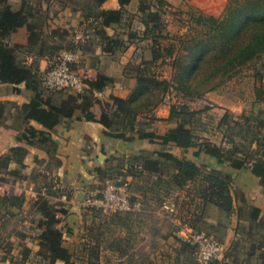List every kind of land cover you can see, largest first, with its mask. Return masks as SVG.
Wrapping results in <instances>:
<instances>
[{"label":"trees","instance_id":"1","mask_svg":"<svg viewBox=\"0 0 264 264\" xmlns=\"http://www.w3.org/2000/svg\"><path fill=\"white\" fill-rule=\"evenodd\" d=\"M44 1L51 0H23L22 11L19 12H12L9 4L0 3V80L13 84L25 82L34 91L31 101L21 106L0 102V126L8 116L9 107L18 109L23 125L18 139L28 145L43 148L51 157L50 163L59 164L55 156L57 143L51 133L36 129L25 117L33 114V118L49 130L66 119L97 120L92 111V107L100 101L96 92L112 84L114 78L99 74L95 80H88L89 88L84 93L76 94L49 88L45 84L44 75L40 77L33 68L18 63L16 54L11 53L9 39L24 25L44 23L40 18V5ZM67 1L76 7L74 9L80 7L83 10L94 34L100 37L105 52L124 51L135 41H148L151 51L149 58L142 56L139 62H130L126 66L125 74L136 78L135 87L127 98L113 96L116 109L104 110L98 121L106 127V133L110 136L130 141L138 135L150 143L160 144L161 148L141 150L127 158H116L119 167L126 164L125 175H111L110 169L104 170L100 175L102 181L93 187L101 188L107 178L129 183L132 201H141L143 209L140 212L114 213L129 214L139 219L132 226L133 235H138L141 228L145 227L141 217L148 214L146 206L149 199L158 197L161 206L166 198H174V192L187 190L189 199L185 202L186 210L180 215L195 230L213 235L222 242L227 220L235 209L233 176L220 168L198 164L186 155L178 156L171 149L178 147L187 152L194 148L195 156L205 153L218 165L229 163L237 169L250 167L264 186V0H229L220 17L196 9L197 13L192 14L190 21L191 25L200 27V30L196 34L182 35L178 42L174 41L167 46L162 41L170 37V32H165L163 21V9L170 5L168 0H139L136 13L127 8L133 0H119V9H102L106 0ZM112 24H118L122 33L109 35L106 27ZM123 34L127 35V39L121 36ZM60 35L63 36V33ZM38 45L53 56L48 69L61 51L77 52L84 47L83 43L48 45L44 38ZM175 52L177 54L173 56ZM168 56L173 57L171 62H168ZM164 64L171 65L174 70L171 80L161 78L155 70ZM245 69L253 70L252 76L257 83L252 107L246 115L231 113L220 118L217 130L222 134V139L219 143L196 132L200 114L207 108L192 110L186 103L173 104L169 118L160 119L154 114V110L164 102L171 90L190 100L201 99ZM78 111L80 115L76 116ZM158 121H166L170 127L159 132L156 126ZM28 153L25 147L15 146L2 156L0 181H7V175L14 179H26L23 170ZM36 158L37 162H41L40 158ZM12 162L17 163L18 167L9 168ZM128 175L133 178L132 181L126 179ZM29 177L37 183L39 189L46 190L45 195H38L32 204V216L29 215V221L40 229L37 236L40 248L36 253L39 260L34 264H55L57 261L76 264L78 249L72 252L64 244V234L71 233L70 228L60 226L59 214L67 213L66 204L48 198L49 195L61 197L63 194L69 197V193L60 188L56 179L47 173L36 171ZM40 178L45 180L44 185H39ZM1 200L2 204L4 202L9 206H20L24 202V198L19 196H6ZM213 208L218 210L215 215L211 212ZM248 209L252 219L260 215L259 208L249 206ZM92 212L104 213L96 209ZM239 212L240 217L243 216L242 208ZM150 213L149 216L152 215ZM213 216L217 218L216 223L209 221ZM262 223L264 226L263 219ZM126 241L131 247V240L127 238ZM176 241L179 242V247L175 248L177 255L188 258L185 264H199L196 247ZM100 246L88 244V257L84 260L86 264H99ZM113 250L121 254L128 253L121 244ZM25 251L29 253V250ZM176 261L183 264L180 257Z\"/></svg>","mask_w":264,"mask_h":264},{"label":"crops","instance_id":"2","mask_svg":"<svg viewBox=\"0 0 264 264\" xmlns=\"http://www.w3.org/2000/svg\"><path fill=\"white\" fill-rule=\"evenodd\" d=\"M138 1L133 0L127 7L130 12H137ZM0 3L9 4L12 12L22 11L23 0H0ZM74 8L76 7L67 0L44 1L40 5V18L44 22L43 25L34 23L24 25L18 28L9 39L11 53L16 54L18 63L33 68L35 74L40 77H43L53 57L44 47L38 45L44 38L48 45L61 43L63 46H68L83 43L84 47L77 51L78 61L74 68L88 80H95L99 74L114 78L112 84L96 92L100 101L92 107V111L97 120L66 119L53 130H49L36 121L33 114L25 117V120H28L36 129L47 130L51 133L57 143L55 156L59 159V164L50 163L51 157L43 148L28 145L18 139L23 128L22 121L19 118L18 109L9 107L8 116L0 126V159L15 146H23L29 151L25 158L26 167L23 170L27 178L14 179L7 175V181H0V217L2 216L0 218V256L5 259L10 258L17 264H34L39 260L36 253L40 248L37 239L40 229L29 221V215L32 213V204L38 199V195H45L46 190L39 189L37 183L29 177L30 175L36 171L47 173L56 179L60 188L69 193V197L63 194L61 197L49 195L48 198L53 202L61 201L66 204L67 213L59 214L60 226L70 228L71 233L65 232L64 239L71 240L70 235L78 231L85 214L81 211V200L79 199L83 187L88 184L98 185L102 181L100 175L104 170L110 169L111 175L122 174L123 177L127 172V166L125 164L119 167L116 158H127L141 150L152 151L161 148L160 144L150 143L138 135L130 141L110 136L106 133V127L98 121L104 110L114 111L116 109L113 96L127 98L130 95L136 85V78L126 75L125 69L130 62H139L142 54H138L140 47L137 42L139 41L129 44L124 51L105 52L100 37L94 34L83 10L80 7ZM101 8L119 9L121 5L119 0H106ZM55 31L58 33H54ZM106 31L111 36L122 33L118 24L106 27ZM61 33L63 36L60 35ZM40 34H42L41 39ZM121 36L127 39L126 34ZM33 96L34 91L29 89L25 82L13 84L0 80V102H12L21 106L29 103ZM79 115L78 111L76 116ZM155 115L160 119L169 118L168 115H164L163 118L159 114L155 113ZM156 126L159 132H164L170 124L166 121H158ZM195 150L190 148L184 152L178 147L171 149L178 156L186 155L198 164L220 168L233 176L232 194L235 209L227 220L222 236L224 258L220 262L222 264H264V226L262 223V219L264 220V186L260 177L256 176L250 167L237 169L229 163L218 165L212 157L205 153L195 156ZM189 153H193L196 158L191 157ZM36 157L40 158L41 162H37ZM16 167H18L17 163L9 164V168ZM126 179L133 180L129 175ZM39 190L42 192L40 193ZM34 193H37V196H34ZM174 193L179 207L180 202L186 204L185 202L189 199L187 190ZM64 195L67 197L66 200L63 199ZM6 196L23 197L24 202L20 206H9L4 202L2 204L1 199ZM249 206L260 209V215L257 218H251ZM241 208L243 216L240 217ZM217 211L215 208L211 209L214 215ZM209 221L216 223V216L209 218ZM140 234L134 235L130 243L132 247L130 254L114 251L113 258L102 256V263L179 264L176 261L178 257L181 258L183 264L187 262L188 258L178 256L175 248L165 250L168 254L166 252L157 254L158 249L156 248H162L172 241L175 242L169 231L159 235V238L155 232L141 237ZM161 236H164L166 240L161 242L164 240ZM64 244L73 252L74 245L70 247L66 241ZM151 245L156 248L152 247L151 250ZM146 246L149 249L148 253L142 256L139 254L140 250ZM25 250H29V253H25ZM55 264L65 263L57 261Z\"/></svg>","mask_w":264,"mask_h":264},{"label":"rangeland","instance_id":"3","mask_svg":"<svg viewBox=\"0 0 264 264\" xmlns=\"http://www.w3.org/2000/svg\"><path fill=\"white\" fill-rule=\"evenodd\" d=\"M170 2V5L163 9L165 12L163 15V21L166 25L165 32H170V37L162 41L165 46L170 45V43L174 41L178 42L182 35L196 34V32L200 30V27L191 25L190 21L192 14L197 13L196 9L206 14L220 17L225 11L229 0H170ZM175 37H177L176 40H174ZM137 43L140 47L138 54H142L143 57L149 58L151 56V51L148 48V41H139ZM176 54L175 52L173 56H176ZM172 58L173 57L168 56V62H171ZM262 62H264V59ZM155 70L160 73L161 78H167L169 80L173 78L174 70L169 64H164L157 69L155 68ZM252 74L253 70L245 69L237 76L227 80L219 89L208 92L201 99L190 100L178 94L176 91L171 90L166 95L164 102L154 110V114H159L162 116L161 118H163L164 115H168L169 117L173 104L186 103L192 110L207 108L200 114L201 117L196 125V132L201 136H207L211 140L219 143L222 139V134L217 130L220 118L224 114L229 115L231 113L235 115H246L252 107L254 88L257 84ZM189 155L196 158L193 153H189ZM39 182V185L45 184V180L42 178L39 179ZM175 199L174 197V200ZM146 207L148 209V214L141 217V222L144 223L145 227L141 228L140 237L145 236L147 233L155 232L157 238H159V235L165 234L168 231L171 232V222L167 216L161 212L158 197L149 199ZM178 208L179 211L185 212L186 204L180 202V207ZM81 211L85 213L82 207ZM149 212H151L150 214L152 215L149 216ZM34 217L37 218L38 215H34ZM137 220L139 219L123 213H85L78 231L70 235L72 241L65 239L70 247L73 245L75 246L74 251L78 249L76 264H86L84 260L88 257V244H93V246L101 245L99 248V264H103L102 256H107L109 259L113 258L115 255L113 248L119 244H121L123 249H127L130 254L132 247L127 245L128 240L126 241V239L128 238L131 241L134 239L132 226ZM150 225L152 226L150 227ZM171 238L175 240L176 243L170 241L171 243L162 246V248H156L151 245V250L152 247H154L158 249L157 254H165V252L168 254L165 250L169 251L170 249L176 248V245L179 244L172 235ZM162 239L164 240H161V242L166 240L164 236ZM147 250H149L147 246L141 248L139 254L146 256L148 253Z\"/></svg>","mask_w":264,"mask_h":264},{"label":"built area","instance_id":"4","mask_svg":"<svg viewBox=\"0 0 264 264\" xmlns=\"http://www.w3.org/2000/svg\"><path fill=\"white\" fill-rule=\"evenodd\" d=\"M78 61V53L63 50L55 63L44 73L45 84L51 89L68 90L76 94L84 93L88 88V79L82 76L74 65ZM83 199L81 207L84 212L94 209L104 213L140 212L141 201H132L129 183L107 178L101 188L85 185L81 191ZM37 196V193H34ZM63 199L67 197L64 195ZM160 210L171 222V235L174 239L189 243L196 247V258L199 264H209L224 258V246L213 235L195 230L179 212L178 204L172 197L166 198ZM0 264H17L10 258H0Z\"/></svg>","mask_w":264,"mask_h":264},{"label":"water","instance_id":"5","mask_svg":"<svg viewBox=\"0 0 264 264\" xmlns=\"http://www.w3.org/2000/svg\"><path fill=\"white\" fill-rule=\"evenodd\" d=\"M79 199H80V200H82V199H83V194H82V193H81V196L79 197Z\"/></svg>","mask_w":264,"mask_h":264}]
</instances>
